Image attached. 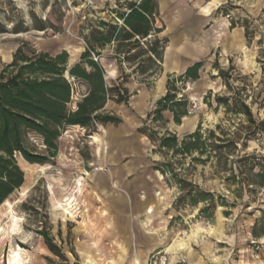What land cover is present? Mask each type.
I'll return each instance as SVG.
<instances>
[{
	"label": "rangeland",
	"instance_id": "rangeland-1",
	"mask_svg": "<svg viewBox=\"0 0 264 264\" xmlns=\"http://www.w3.org/2000/svg\"><path fill=\"white\" fill-rule=\"evenodd\" d=\"M130 1L0 0V30L5 31L0 33V72L12 62L23 42L53 55L67 50L68 64L79 62L87 48L85 36L107 31L102 22L116 25V32L119 31L123 26L119 15L128 12ZM186 1L166 0L169 10L178 6L177 27L188 32L190 42L197 39L199 32L209 30L214 22L210 18L228 20L230 30L223 29L219 23L217 35L221 47L201 60L200 79L177 83L179 97L185 95L190 100V113L182 118L181 124L156 123L144 117V126L157 132L149 151L154 164L172 162L171 170L179 178L213 193L212 218L200 213L204 203L197 206L180 203L182 191L178 178L159 171L160 186L155 190L158 203L147 206L149 221L145 216L140 219L145 230L159 239L160 247L143 258L140 251H135L133 241L126 240L129 235L119 232L117 220L105 215L103 192L94 184L97 169H106L98 162L102 153V138L98 133L103 132L102 125L96 126L94 132L93 128L69 126L59 139L58 153L53 160L30 163L20 154L16 155L25 181L0 205V264H10L17 253L23 264H264V186H249L246 179L253 182V174L259 167L246 177L250 164L240 162L244 174L236 171V180L228 179L231 172H218L215 158L207 163L192 162L191 157L174 156L171 151H160L158 146L162 136L176 134L181 140L199 125L215 129L221 123L225 130L234 132L239 118L226 115L223 107L216 109L217 95L237 92L244 95L255 118L264 119V0H226L210 16L204 10L209 0ZM196 6L199 7L196 9ZM169 19V15L159 11L153 25L160 32L141 40V45L129 54H123L128 50L126 46L118 54L115 41L99 49L100 55L92 53L93 59L97 58L104 67L105 80L110 82L108 72L112 68L119 72L111 86L125 88L127 85L132 93L142 89L151 92L156 90L158 82L157 92L162 90L160 84L165 70L174 69L169 63L173 52L167 47L171 41L167 30ZM41 26L46 29L39 30ZM238 27L245 35L242 46L235 30L232 32V28ZM153 46L159 54L158 60L152 57ZM166 47L167 60L163 65ZM76 50L80 53L71 60L70 54ZM216 67L228 73L230 87L225 85L224 78L217 76ZM111 72L114 78L116 71ZM70 80L76 104L87 92V86ZM206 100L212 103L211 107ZM93 135H98V141L92 139ZM27 138L31 148L47 154L39 135L29 133ZM238 145L241 156H264V133L254 136L247 147L241 141ZM232 165L228 162L227 168ZM70 196L76 200L72 213L67 214L61 202ZM121 222L128 223L126 217ZM39 230L49 235L55 251L49 249Z\"/></svg>",
	"mask_w": 264,
	"mask_h": 264
},
{
	"label": "trees",
	"instance_id": "trees-1",
	"mask_svg": "<svg viewBox=\"0 0 264 264\" xmlns=\"http://www.w3.org/2000/svg\"><path fill=\"white\" fill-rule=\"evenodd\" d=\"M159 15L157 0H139L129 2L128 12L119 15L123 26L116 32L117 26L102 22L101 26L107 31L91 32L85 36L87 48L82 52L80 61L69 65V53L63 50L55 55L39 51L28 42H23L16 50L13 60L0 72V205L8 199L25 181L24 170L17 162L16 155L20 154L30 163L44 164L53 160L58 153L59 139L63 131L69 126L93 128L98 125L113 123L118 125L121 119L105 111L109 100L127 103L129 91L120 86H109L105 80L103 65L94 60L92 53L100 55L99 49L117 43L116 51L122 52L123 46L128 47L123 54H129L141 45V40L148 39L153 33L160 32L154 27L153 20ZM41 26L39 30H45ZM5 32L0 30V33ZM20 32V31H18ZM126 43L127 45H122ZM158 40L155 41V45ZM152 57L159 58L156 48L150 50ZM203 61L196 62L186 69L183 74L170 75L167 80V92L157 102L156 109L148 115H153L152 121L165 122L162 111L169 110L174 115V121L181 124L182 118L190 113V100L187 96L179 97L177 83L188 80H199ZM218 69L219 77L225 79L229 85L228 73ZM70 79L83 82L87 92L74 104L75 89ZM215 102L217 108L223 107L225 114H232L239 118L238 126L234 132L225 130L221 123L214 128L204 129L201 125L179 139L176 134L168 133L159 138V150L171 151L174 156L182 158L191 157L192 162H210L216 159L218 172L230 171L228 179L236 180L239 172L244 174L242 166L238 163L247 161L250 164L249 176L258 166V172L253 174V182L248 185L264 186V156L258 154L240 155L238 143L247 147L248 142L257 134L264 133V119L255 118L250 104L244 95L236 93L229 96L217 95ZM208 106L211 102L205 101ZM245 118V124L244 120ZM244 130V131H243ZM139 132L146 134L155 142V130L143 126ZM35 133L42 139L46 153L35 151L30 147L28 134ZM228 162L233 165L228 169ZM172 162L155 164L154 169L163 175L171 174L178 178L177 183L182 191L180 203L188 202L197 206L204 203L200 213L212 218L213 193L200 190L187 180L179 178L172 169ZM51 251L55 245L44 230H39Z\"/></svg>",
	"mask_w": 264,
	"mask_h": 264
},
{
	"label": "crops",
	"instance_id": "crops-1",
	"mask_svg": "<svg viewBox=\"0 0 264 264\" xmlns=\"http://www.w3.org/2000/svg\"><path fill=\"white\" fill-rule=\"evenodd\" d=\"M200 1L197 0L198 3ZM225 1L209 0L204 10L209 11L210 14L208 15L207 12V15L210 16L211 11L217 9ZM185 2L187 1L185 0ZM158 3L159 11L166 16L169 15L170 18L167 30L171 41L167 47L173 52L169 63L173 65L174 69L165 70L163 83L160 84L162 90L159 92H157L158 82L156 90H151V92L148 89H142L141 91L138 90V93H132L129 86L125 85V88L129 91L127 104L130 108L124 105L125 102L115 100L107 102L104 108L105 111L118 116L121 122L118 125L107 123L101 126L103 132L98 133V135L102 138V153L98 157V162L106 169H99V172L95 174L97 181L94 182L95 187L103 192V208L107 213L105 215H107V218L117 220L119 232L129 235L126 240L130 243L133 241L135 251H140L143 258L160 247L159 239L145 230L140 219L145 216L146 221H149L148 216L150 214L146 212V208L148 205H153V207L157 205L158 199L155 196V190L159 188L160 180L158 177L159 171L154 169L155 159L149 154L151 140L146 134L139 132V128L145 125L146 119L144 117L148 118V115L156 109L157 102L166 94L168 74H183L188 67L221 47L218 46L219 37L217 35L219 23H222L223 29L230 30L228 20L210 18L214 22L209 30L206 32L203 30L204 33L199 32L197 39H192L193 41L190 42L188 32L181 31L177 27L179 22L177 16L180 17L178 6L169 10L166 0H158ZM198 7L194 8L197 9ZM234 30L239 45H244V33L239 27L232 28V32ZM167 47L163 65L167 60ZM111 70L116 71L114 78ZM111 70L108 72L111 80L110 82L106 80L109 86L112 85L113 81H117L119 74L116 69L112 68ZM162 115L166 123L175 124L174 115L171 111H162ZM152 118L153 115L150 117L151 121ZM153 122L159 123L160 121ZM123 217H126L128 223L121 222Z\"/></svg>",
	"mask_w": 264,
	"mask_h": 264
},
{
	"label": "bare ground",
	"instance_id": "bare-ground-1",
	"mask_svg": "<svg viewBox=\"0 0 264 264\" xmlns=\"http://www.w3.org/2000/svg\"><path fill=\"white\" fill-rule=\"evenodd\" d=\"M216 2V1H215ZM214 2V3H215ZM80 53V50H76V51H73L71 54H70V59L71 60H74L77 56H78V54ZM159 90V89H158ZM92 139L94 140V141H98V135H93L92 136ZM99 169H101V168H98L97 170H99ZM79 185L81 186L82 185V183L80 182L79 183ZM75 197H67L64 201H62L61 202V208L64 210V212L65 213H67V214H71L72 213V208L74 207V202H75ZM151 207V206H150ZM150 209V208H149ZM151 212H152V210H150ZM74 214H72V216H73ZM175 242V241H174ZM172 248V247H171ZM176 249V248H175ZM14 255V254H13ZM17 255H19L18 253H17ZM17 255L16 256H12L13 258L10 260V264H23V261L21 260V258H20V256L19 257H17ZM139 264V263H138Z\"/></svg>",
	"mask_w": 264,
	"mask_h": 264
},
{
	"label": "built area",
	"instance_id": "built-area-1",
	"mask_svg": "<svg viewBox=\"0 0 264 264\" xmlns=\"http://www.w3.org/2000/svg\"><path fill=\"white\" fill-rule=\"evenodd\" d=\"M95 60H97V58H95ZM193 107H196V106H195V103H194V106H193Z\"/></svg>",
	"mask_w": 264,
	"mask_h": 264
}]
</instances>
